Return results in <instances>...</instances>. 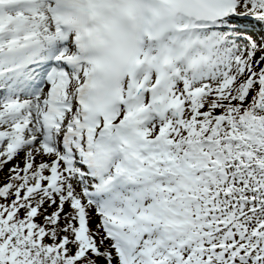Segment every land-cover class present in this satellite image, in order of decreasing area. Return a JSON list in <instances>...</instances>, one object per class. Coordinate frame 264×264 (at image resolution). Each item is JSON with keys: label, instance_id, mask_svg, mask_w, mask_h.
I'll list each match as a JSON object with an SVG mask.
<instances>
[{"label": "snow or ice", "instance_id": "obj_1", "mask_svg": "<svg viewBox=\"0 0 264 264\" xmlns=\"http://www.w3.org/2000/svg\"><path fill=\"white\" fill-rule=\"evenodd\" d=\"M0 264H264V0H0Z\"/></svg>", "mask_w": 264, "mask_h": 264}]
</instances>
